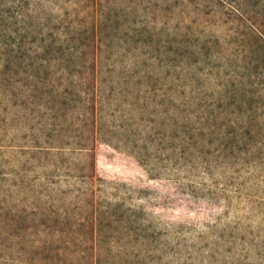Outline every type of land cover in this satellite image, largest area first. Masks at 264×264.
<instances>
[{"label": "rangeland", "instance_id": "1", "mask_svg": "<svg viewBox=\"0 0 264 264\" xmlns=\"http://www.w3.org/2000/svg\"><path fill=\"white\" fill-rule=\"evenodd\" d=\"M0 264H264V0H0Z\"/></svg>", "mask_w": 264, "mask_h": 264}]
</instances>
